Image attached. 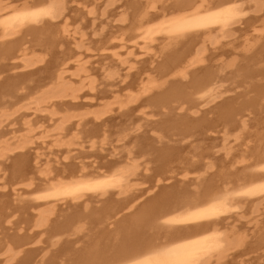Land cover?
<instances>
[{
	"label": "bare ground",
	"instance_id": "obj_1",
	"mask_svg": "<svg viewBox=\"0 0 264 264\" xmlns=\"http://www.w3.org/2000/svg\"><path fill=\"white\" fill-rule=\"evenodd\" d=\"M71 1L84 9L83 19L114 16L118 27L88 43L82 15H70L67 0H0V129L23 112L44 113L56 150L43 163L39 151L29 156L30 137L14 145L0 138V261L131 264L188 244L177 255L194 251L198 264H247L241 258L249 255L264 264V224L256 227L264 214V173L256 170L264 160V0H201L241 4L247 15L233 21L226 14L224 22L195 29L180 18L197 0ZM54 2L62 5L55 19L34 24L18 16ZM95 53L112 59L103 69L107 80L123 82L109 95L97 89L89 62ZM145 58L155 60L139 69ZM86 88L99 93L90 99L95 108L72 110ZM142 108L156 119L143 125L134 116ZM115 115L126 119L113 124L114 133L107 121ZM33 124L24 125L33 132ZM111 136L134 141L136 150L118 153ZM76 147L79 163L72 161ZM96 151L111 159L98 160ZM220 151L225 157L217 160ZM102 181L110 186L80 198L64 194ZM212 204L205 216L191 215ZM246 218L256 231L231 223ZM41 244L51 252L30 248Z\"/></svg>",
	"mask_w": 264,
	"mask_h": 264
},
{
	"label": "rangeland",
	"instance_id": "obj_2",
	"mask_svg": "<svg viewBox=\"0 0 264 264\" xmlns=\"http://www.w3.org/2000/svg\"><path fill=\"white\" fill-rule=\"evenodd\" d=\"M82 1V2H81ZM95 0H91V4H92V2H94ZM67 2H68V4L70 5V6H68V9L71 11H69V14L70 15H79V14H81V13H83V12H81L82 10L84 11V9L81 7V6H77V4H75V3H73V1H71L70 0V2H69V0H67ZM76 3H80V4H83L84 3V0H76ZM90 4V5H91ZM76 8V9H75ZM75 9V10H74ZM79 9V10H78ZM81 9V10H80ZM74 10V11H73ZM78 11V12H77ZM76 12V13H75ZM80 12V13H79ZM99 14V13H98ZM82 15V14H81ZM109 15V14H108ZM107 15V16H108ZM72 16V17H73ZM111 16V15H110ZM84 19H83V15H82V18H81V20H79V23L81 24V22H82V24L84 25V29H82V24H81V29H82V31H84L85 33H86V31L85 30H87V33H86V35H87V41H88V39L91 41V39H93V40H95L96 38L98 39L99 38V35H101V34H105V33H107V31L108 32H111V31H115L116 29H115V27H118V24H116L115 23V20H111V19H113L114 18V16H112L113 18H111V17H109V19H108V17H102V16H99V15H97L96 16V19H92V18H87V16H86V14H84ZM102 18V19H101ZM105 20H104V19ZM89 19V20H88ZM91 19V20H90ZM100 19V20H99ZM104 21V23H102ZM112 21V22H111ZM101 22V23H100ZM100 23V24H99ZM90 25V26H88V25ZM107 24V25H106ZM115 24H116V26H115ZM101 25V26H100ZM109 25V26H108ZM113 25V26H112ZM107 26H108V28H107ZM111 26V27H110ZM87 27H88V29H87ZM100 27V28H99ZM104 27V31L103 32H101V29ZM86 28V29H85ZM111 28V29H110ZM93 29H95V31L93 30ZM99 29H100V32H99ZM115 29V30H114ZM240 34H242V32H240L239 33V31H237L236 32V39H238V38H240ZM89 37V38H88ZM96 39V40H97ZM241 39V38H240ZM240 39H238V41H236L237 42V47L239 46L238 44L240 43L239 42V40ZM241 41H242V39H241ZM235 42V43H236ZM88 43H90L89 41H88ZM70 47H72L71 45H70ZM227 48L229 47V46H226ZM227 48H223V49H227ZM230 49H231V47H229V49H227V52H230ZM224 51H226V50H224ZM96 54V53H95ZM228 54H229V56H228ZM232 56V54L231 53H227V55L225 56V57H223V58H225L224 60H227V59H230L231 58V56ZM88 56V55H87ZM91 56H94V55H90V56H88V58L89 57H91ZM107 57H108V55H106ZM106 56H104V57H106ZM106 57V58H107ZM103 58V57H102ZM101 57H99V56H97V54L94 56V57H92L90 60H89V62H90V68H92V66L94 65V67L92 68V69H94L93 70V73L95 74V76L97 77V83H96V86H97V89H98V91H100V95H102V93L104 94V93H106L107 92V94L109 95V93H108V90H110L109 92H115V91H117L118 90V88H121L122 86H123V82L121 83V80H117L116 82H110L109 80H107V78H106V74L104 73L103 74V69L104 68H107V69H110V68H112L113 67V65H112V59H110V57H108L107 59H102ZM220 58V57H219ZM98 59V60H97ZM145 59H149V58H145ZM143 60L141 63H138L139 64V69L143 66V64H144V61L146 62V66L148 65V62H153L154 60H155V58L154 59H152L151 58V60L149 59L148 61L147 60ZM110 61V62H109ZM157 61H160V60H157ZM94 62H96V63H94ZM99 62V63H98ZM101 63V64H100ZM107 63H110L109 65H106ZM150 63V64H151ZM99 64H100V66H99ZM105 64V65H104ZM154 66L156 65V62L153 64ZM103 66V67H102ZM109 66V67H108ZM100 67H102V69L100 70ZM151 67V66H150ZM115 68H116V66H115ZM95 69H96V71L97 72H95ZM100 70V72H99V70ZM138 69V70H139ZM137 70V71H138ZM137 71L136 72H132L131 73V76L129 77V79L127 80V82H130V81H132V80H134V78L132 77V75L133 74H135V73H137ZM98 73H100V74H98ZM122 73V75H125V71H123V72H121ZM96 74H98V75H96ZM112 83V84H111ZM115 83H117L116 84V86H115ZM114 84V85H113ZM80 87V86H79ZM225 87L227 88V87H229V85L226 83V85H225ZM104 88H105V90H104ZM101 89V90H100ZM114 89V90H113ZM107 90V91H106ZM113 90V91H112ZM102 92V93H101ZM97 94V93H96ZM96 94H90L89 93V90H88V88H86V89H84L83 90V93H82V96H81V100L78 102V103H80V106H77L75 109H72V110H76V109H78L79 107V109H81V108H83V109H86V108H90V109H93V108H95V106L94 105H92L93 103L95 104V100H93V101H91L90 99L94 96L95 98L96 97H98V95H99V93L96 95ZM230 95L232 94V93H229ZM229 94L227 95L226 94V96H229ZM93 95V96H92ZM96 95V96H95ZM233 95V94H232ZM68 105H71V104H68ZM142 111H144L145 113L143 114V112ZM151 112V110L150 109H145V108H142V109H140L138 112H135L136 114L134 115L135 117H139V119L141 120V123L143 124V125H147L148 123H149V121H153V120H155L156 118H154L153 120H148V119H150L149 117H147L145 114H148V113H150ZM115 117H117L118 119L120 118V120H118L117 118H115ZM112 119L114 120L115 119V121H113L112 122ZM112 119H109L107 122H108V125H109V123H111L109 126L111 127L109 130H111V131H114L115 129L117 130V125L119 124V127H120V124L122 125L123 123H122V120H124V119H126V118H124L123 117V119L121 118V117H118V115H115ZM28 120H30V121H32V123H34L33 125V128L35 129L33 132H29V129L24 125L25 123H26V121H28ZM118 120V121H117ZM120 121V122H119ZM118 122V123H117ZM117 123V124H116ZM126 123V124H125ZM124 124L125 125H123V126H126L128 123L127 122H125ZM107 124V123H106ZM117 127H115L114 125ZM40 125H44V127L43 128H39V126ZM90 127H92L91 125H89ZM88 126V127H89ZM108 126V127H109ZM112 126H113V128H112ZM52 127H54V126H52V123H50V122H48V116L46 115V114H44V113H40V112H33V111H29V112H23V113H21V114H19L15 119H12V120H10L9 122H7L4 126H3V128L2 129H0V138H2V137H6L5 139L6 140H10L11 139V141H10V143L11 144H18V142L17 141H19V140H22L24 137H26V136H28V137H30L31 138V143H33V144H31L30 145V147L29 148H27L28 150H29V152H28V154L30 153V157H32L34 154L33 153H36L37 151H39L38 153H40V154H42L43 155V157H42V162L43 163H45V162H47L48 161V157L51 155V151H54V152H56V150H55V148L54 147H52L53 146V140L55 139L54 138V135H55V132L53 131V132H50V133H47L49 130H51V128ZM88 127H86L85 129H88ZM150 127V126H149ZM147 128V126H145V129L143 130L144 132H146V130H148L149 129V131H150V128ZM144 128V127H143ZM147 128V129H146ZM115 130V131H116ZM52 131V130H51ZM115 131H114V133H115ZM149 131H147V133L144 135L143 134V137H145V138H147V137H150V133H149ZM114 136H116L115 134H113ZM48 136H50V137H48ZM114 136H111V137H114ZM147 136V137H146ZM222 136V135H221ZM220 136V137H221ZM13 137H15V139H13ZM44 137H45V139H44ZM110 139H112V140H110L111 142V146L113 145V147H119L120 148V150L118 151V153H120V154H125V151H127V149H131V150H133V149H135L134 148V145H135V143H134V141H133V143H127V145H125V144H123V142L121 143V142H118V140H115V137L114 138H110ZM114 139V140H113ZM116 139H118L117 138V136H116ZM217 141V140H216ZM221 141V139L219 138L218 139V141L217 142H220ZM231 141H232V139H231ZM42 142H45V144H44V146L42 145ZM215 142V141H214ZM216 142V143H217ZM86 145V147H85V150L84 151H86L87 153H90V151H91V149L89 148V145L90 144H85ZM110 146V145H109ZM127 146H128V148H127ZM99 147H100V145H97V148L96 149H99ZM126 148V150H124L125 148ZM44 148V149H43ZM111 148V147H110ZM110 148L108 147V149L110 150ZM239 149V151H240V148H238V147H236V149H234L233 150V152H232V154H235L236 152H238L237 150ZM241 149H242V147H241ZM80 148L79 147H76L75 148V152H74V156H73V160L72 161H75V163L77 162V163H79V161H80V158H82L81 157V155L79 156L78 155V153L80 152ZM124 150V151H123ZM136 150V149H135ZM218 150H220V149H218ZM236 151V152H235ZM98 152H99V150H98ZM98 152L96 151V153H95V155L94 156H96L97 155V157H98V160H104V161H107V159H111V157H107V158H105L104 156H107L109 153H106V152H101V153H99L98 154ZM109 152V151H108ZM222 152V153H221ZM33 154V155H32ZM107 154V155H106ZM224 153H223V151H220V153H218L216 156L218 157H216L215 156V159L217 158V160L219 159V160H221V159H223L225 156L223 155ZM61 155V154H60ZM102 155V156H101ZM122 155V156H123ZM222 155V156H221ZM75 156H78L76 159H75ZM84 156V155H83ZM88 155H86L85 154V157H87ZM101 157V158H100ZM102 157H104L105 159H103ZM94 158V157H93ZM93 158H91V160L93 159ZM221 158V159H220ZM75 159V160H74ZM227 159H229V158H227ZM77 160H79V161H77ZM70 161L71 160H69V161H67V162H69L68 163V165H70L71 163H70ZM104 161H102V162H104ZM73 163L74 162H72V164L71 165H73ZM13 198V197H12ZM90 203V208H91V206H92V209H93V207H96V206H98V205H96L95 204V206H94V204H92L91 205V203L92 202H89ZM263 212H264V210H263ZM247 220H238V222H235V221H232L231 220V223L232 224H234V225H236V226H238V227H240V228H244L245 230H249L248 232L249 233H252V232H254V231H256V229L260 226V225H262L263 226V224H264V214H262V216L261 217H259L258 218V221H259V224L256 226V227H254V224H253V222L251 223V224H247V222L248 221H250V218H246ZM263 219V220H262ZM246 222V223H245ZM261 222V223H260ZM243 224V226L241 227V225ZM261 226V227H262ZM260 228V227H259ZM243 229V230H244ZM12 231V230H11ZM13 232V231H12ZM48 245V244H47ZM48 246H46V244H41V245H39V246H37V247H30L31 249H34L35 250V248H36V253H41L42 254V250H43V248H46L47 250L49 249L50 250V248H47ZM38 249V250H37ZM50 252H51V250H50ZM44 253V252H43ZM255 257V256H252V255H249V256H245V257H243V258H241V259H243V260H245V261H248L247 262V264H262V260L261 259H255V260H253V258H251V257ZM252 259H250V258ZM245 258V259H244ZM249 258V259H248ZM241 259H239V260H241ZM237 261V260H236ZM236 261H235V263H236ZM257 261V262H256Z\"/></svg>",
	"mask_w": 264,
	"mask_h": 264
},
{
	"label": "snow or ice",
	"instance_id": "obj_3",
	"mask_svg": "<svg viewBox=\"0 0 264 264\" xmlns=\"http://www.w3.org/2000/svg\"><path fill=\"white\" fill-rule=\"evenodd\" d=\"M62 7L58 2H54L48 8H38L35 10H28L19 13V17H23V20L30 23L39 24L45 18L55 19L58 16V9ZM154 7V5H153ZM192 11L186 15V17L180 18V22L186 26V29H195L199 27H205L210 22H224L223 18L226 14H231L233 21L242 18L247 15L246 12L238 11L243 8L241 4H229L226 8H222L216 5L208 4L197 0V3L190 6ZM259 172L264 173V160L260 162ZM110 186L108 181H102L95 185H81L78 187H70L64 190L65 195H71L75 198L83 196L85 191H96ZM259 189L264 193V182L259 185ZM253 189H249L248 192H252ZM246 194V193H239ZM224 199H227L225 197ZM216 208L215 204L210 205L206 209H201L197 212L191 213L193 216L203 217L206 214L212 212ZM238 210V209H233ZM191 246L188 244H179L172 248H162L155 252V259L146 258L140 260H134L131 264H198L196 259V253L188 252L183 256H178V250L188 249ZM11 250H9V253ZM0 264H12L11 260L0 261Z\"/></svg>",
	"mask_w": 264,
	"mask_h": 264
}]
</instances>
